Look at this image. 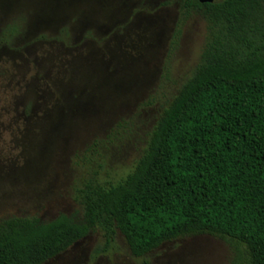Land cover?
I'll return each instance as SVG.
<instances>
[{"label":"rangeland","instance_id":"1","mask_svg":"<svg viewBox=\"0 0 264 264\" xmlns=\"http://www.w3.org/2000/svg\"><path fill=\"white\" fill-rule=\"evenodd\" d=\"M184 1L0 0V221L82 219L79 188L133 172L206 44L205 17L183 15ZM105 243L94 230L46 264H235L239 253L210 235L142 258L121 233L95 255Z\"/></svg>","mask_w":264,"mask_h":264},{"label":"trees","instance_id":"2","mask_svg":"<svg viewBox=\"0 0 264 264\" xmlns=\"http://www.w3.org/2000/svg\"><path fill=\"white\" fill-rule=\"evenodd\" d=\"M182 11L205 17L206 44L133 172L117 185L93 178L79 188L82 219H2L0 264H46L94 230L106 239L95 255L118 233L136 258L210 235L239 252L235 264H264V0H185ZM180 34L179 24L171 48Z\"/></svg>","mask_w":264,"mask_h":264},{"label":"water","instance_id":"3","mask_svg":"<svg viewBox=\"0 0 264 264\" xmlns=\"http://www.w3.org/2000/svg\"><path fill=\"white\" fill-rule=\"evenodd\" d=\"M216 0H199L200 3L205 4V3H213Z\"/></svg>","mask_w":264,"mask_h":264}]
</instances>
